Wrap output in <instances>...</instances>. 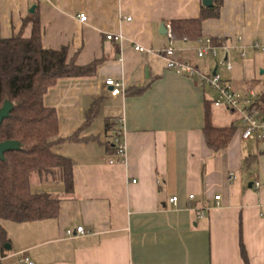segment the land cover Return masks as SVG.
Wrapping results in <instances>:
<instances>
[{
  "label": "crops",
  "instance_id": "0c3cea01",
  "mask_svg": "<svg viewBox=\"0 0 264 264\" xmlns=\"http://www.w3.org/2000/svg\"><path fill=\"white\" fill-rule=\"evenodd\" d=\"M33 6L43 48L66 47L68 61L78 66L100 61L94 76L61 80L45 96L57 111L60 137L83 125L97 98H103L97 116L103 122L96 118L82 134L99 141L65 142L58 150L75 162L72 196H64L61 183L32 178L34 192L61 196L59 215L5 222L9 242L0 245L6 257L0 264H24L20 253L33 264H264V143L243 140L239 117L212 106L215 126L234 124L237 130L226 149L211 151L203 135L204 108L216 94L169 70L161 55L172 45L175 59L207 75L216 71L238 93L258 89L261 95L264 52L253 47H264V0H225L220 17L203 24L202 38L221 42L217 58L231 70L214 57L197 56L202 38L169 36L172 21L199 18L202 0H0V36L18 34ZM108 34L122 40L109 41ZM137 45L149 52L135 51ZM109 78L121 82L123 94L111 95ZM150 80L142 95H127ZM117 120L124 128L122 162H114L118 157L105 146ZM107 121L114 127L107 130ZM78 227L85 233L66 235Z\"/></svg>",
  "mask_w": 264,
  "mask_h": 264
},
{
  "label": "trees",
  "instance_id": "16d2710c",
  "mask_svg": "<svg viewBox=\"0 0 264 264\" xmlns=\"http://www.w3.org/2000/svg\"><path fill=\"white\" fill-rule=\"evenodd\" d=\"M213 6H201L199 18L176 20L170 23L173 39L198 40L202 38L203 24L207 20L218 19L225 0H212ZM30 26L29 36L24 32ZM212 40V39H211ZM215 46L221 42L212 40ZM100 61L87 66H78L68 61V49H45L41 43L40 16L36 9L24 20L22 29L11 38L0 36V108L5 101L13 104L10 116L0 126V143L17 141L20 151L5 153L0 160V245L4 249L9 242L4 228L5 222L17 224L55 219L59 215L62 198L47 192H34L32 178L39 182L52 181L64 185V196L75 192L73 170L75 162L59 153L65 142L99 141V137L83 138L100 113L103 98H97L85 112L83 125L71 136L61 138L59 118L53 107L45 104V96L59 81L65 79L87 78L95 74ZM148 81L141 88L127 90V95H142L152 84ZM264 101V91L260 95ZM212 102L204 108L205 126L203 135L207 147L219 152L228 147L235 132L234 124L215 126L212 122ZM214 107V106H213ZM114 127L107 121V130ZM117 127L115 124V130ZM107 151L115 155L113 142L105 143ZM243 258L247 261L244 247Z\"/></svg>",
  "mask_w": 264,
  "mask_h": 264
},
{
  "label": "built area",
  "instance_id": "2783aa9c",
  "mask_svg": "<svg viewBox=\"0 0 264 264\" xmlns=\"http://www.w3.org/2000/svg\"><path fill=\"white\" fill-rule=\"evenodd\" d=\"M80 21L86 22L87 16L82 14L80 16ZM169 32L170 38L173 39L170 28ZM106 38L109 41L119 42L122 40V35L108 34ZM199 43L200 44L198 49L196 50V54L200 59L211 56L218 60L217 64L219 66H223L227 70L232 69V65L228 61L217 58L219 48L214 46L210 38H202L199 40ZM224 49L226 50L227 48L224 47ZM253 49L255 51L264 52V47L258 45H255ZM135 51L149 52V50H145V48L139 45L135 46ZM161 55L166 59V66L169 70L175 72L176 74L193 78L197 80L201 85L209 87L216 94L215 98L212 100V104L215 108H222L231 111L239 117L241 123V138L243 140H254L256 142L264 143V101H262L260 95L252 90L246 94L238 93L228 83L224 82L221 76L217 73L215 75H207L202 73L191 63L182 62L175 59V52L172 45L164 49ZM244 55L245 54H243V56ZM105 84L106 86H109L111 88V95L113 97L123 94L121 82L116 81L113 78H109L108 80H106ZM115 123L117 129L114 132L112 142L114 144V147L116 148V156L118 157V160L114 162H122L126 157V146L123 139L124 128L120 120L115 121ZM236 179L237 176L235 174H231L229 177L230 181H235ZM254 186L256 188H261L262 184L257 181L254 183ZM194 198V195H190L189 201H192ZM215 200H220V196H215ZM177 202V197H173L171 199V203H173L174 205H177ZM76 233L84 234L85 231L82 227H78L74 231H66V235L69 237L74 236ZM5 258V256L0 255V262ZM17 260L24 264H33V262L22 253L18 254Z\"/></svg>",
  "mask_w": 264,
  "mask_h": 264
},
{
  "label": "water",
  "instance_id": "95a60500",
  "mask_svg": "<svg viewBox=\"0 0 264 264\" xmlns=\"http://www.w3.org/2000/svg\"><path fill=\"white\" fill-rule=\"evenodd\" d=\"M202 5L206 8H209L213 6L212 0H202ZM35 11V6H33L30 9V13H33ZM160 33L166 35L168 32L165 29L164 24L160 28ZM263 70L261 71V74H263ZM216 74V71H214L213 75ZM13 110V104L9 101H5L2 108H0V126L2 125L3 121L7 119L10 116V113ZM21 150V144L17 141H5L0 143V160L5 159V153L9 151H20Z\"/></svg>",
  "mask_w": 264,
  "mask_h": 264
},
{
  "label": "rangeland",
  "instance_id": "374dc122",
  "mask_svg": "<svg viewBox=\"0 0 264 264\" xmlns=\"http://www.w3.org/2000/svg\"><path fill=\"white\" fill-rule=\"evenodd\" d=\"M255 91H258V89L255 90ZM256 93H257V92H256ZM227 118L236 119V115H234V116L231 115V117L228 116ZM97 122H98V124L102 123V122H103V118H102V117H98L96 123H97Z\"/></svg>",
  "mask_w": 264,
  "mask_h": 264
}]
</instances>
